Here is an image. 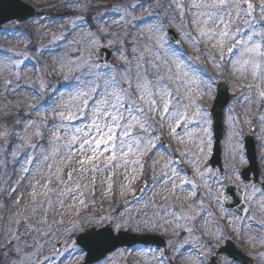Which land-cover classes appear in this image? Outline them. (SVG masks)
<instances>
[{
    "label": "snow or ice",
    "instance_id": "snow-or-ice-1",
    "mask_svg": "<svg viewBox=\"0 0 264 264\" xmlns=\"http://www.w3.org/2000/svg\"><path fill=\"white\" fill-rule=\"evenodd\" d=\"M67 6L74 7L78 15L72 18L70 13H65L61 18L67 17L73 29L80 25L86 28L89 47L75 40L69 42L67 35L72 33L61 35L58 39L74 46L75 51L58 57V67L49 66L38 83L24 85L25 77L12 72L13 79L4 81L5 90L11 89L15 94L28 87L29 94L22 102L35 100L36 103H27L26 118H13L15 125H24L20 131L10 132L7 122L0 124V142L7 144L5 147L0 143V147L5 157L11 155L17 160L24 144L28 148L38 146L27 136L29 131L41 140L45 131H51L49 142L55 147L50 153L45 151L42 159L27 156L21 166V179L39 176L31 185L32 196L35 198L43 180V195L48 197L55 190L49 187L55 176L56 186L63 187L55 205L50 197L38 202L34 199L32 211L36 212L37 205L44 208L46 204L54 213L58 208L63 217L67 207L73 218L49 220L45 209L40 219L25 222L22 232L17 213L13 218L17 227L8 228L0 237V264H64L69 250L65 248L62 252L59 245L68 243L78 253L75 264L81 261L115 264L117 255L126 257L137 253L146 264H175L178 260L185 264H235L234 252L219 249L218 244L202 238L228 240L222 225L216 222L215 213L205 203L204 193L213 197L220 207L221 219L235 229V221L226 215L225 202L232 199L227 194L229 184L226 182L235 187L245 204L259 193L260 207L264 209V180L262 187L257 188L234 165L225 169L209 163L214 109L205 101L217 99L220 85L230 72L234 81L232 87L239 92V95L234 92V103L244 106V112L243 119H238L234 108L228 106L229 141L234 136L243 137L240 123L255 134L250 115L256 117L259 131L264 133V111H261L264 109V0H124L115 5L73 0ZM101 8L106 11H98ZM109 12L114 14L110 24L105 22ZM113 27L124 31L113 32L110 30ZM106 49H111L109 56L115 53V59L101 60ZM24 55L25 59L31 58ZM22 63L11 56L0 58L3 69H17ZM206 64H210L217 75L214 76ZM53 72L59 75L48 79ZM33 112L40 114L39 121L32 119ZM3 115L10 117L12 113ZM165 132L169 143L165 142ZM261 139L264 140V136ZM235 143L242 149L241 141ZM146 163L152 172L151 198L133 195V201L142 204L144 209L153 208L152 215L141 211L133 216L127 210L132 201H125V211L80 214L77 204L88 206L86 199L81 198L88 185L80 181L89 173L111 170V175L115 176L117 170H121L120 194L124 195L125 191L141 190L132 189L131 184L146 174ZM33 164L35 172L29 167ZM42 168H47V173H42ZM197 180L201 183H196ZM10 181L11 177L8 187L15 193L20 182L13 188ZM89 182L95 196V176ZM212 184L218 186L215 192ZM185 186L189 189L188 196L180 195ZM201 187L204 192L199 191ZM107 188L112 191L111 181ZM67 197L71 198V203L65 199ZM235 203L239 204L240 199ZM92 204L95 206V200ZM19 205L20 200H16L14 206ZM244 211L252 221L247 224V230L251 232L255 226L264 232V223L254 221L251 208ZM236 220L244 223L238 215ZM210 223L215 232L211 231ZM54 227L64 228L68 240L53 243ZM170 231L176 240L161 241L155 235H167ZM25 232L35 234L31 235L34 243H28ZM253 236L264 241L262 237ZM39 237H49L45 244H52L51 255H44L45 244L39 243ZM259 255L264 258V253Z\"/></svg>",
    "mask_w": 264,
    "mask_h": 264
},
{
    "label": "rangeland",
    "instance_id": "rangeland-1",
    "mask_svg": "<svg viewBox=\"0 0 264 264\" xmlns=\"http://www.w3.org/2000/svg\"><path fill=\"white\" fill-rule=\"evenodd\" d=\"M41 12H38L35 18L28 20L24 24L21 25H14L12 23H9L6 25L1 31H0V58H3L5 56H11L13 59L22 60L23 63L20 65L19 68L13 69L9 67L8 69H3L0 67V124H3L7 122L8 130L11 132L13 130L20 131L24 125L21 124L19 126L15 125L13 122V118L17 116H23L27 117L28 113L26 111L27 109V103H36L35 100L28 101L27 103H23L24 98L29 94L30 88L25 87L20 90H18L15 94L12 92L11 89L5 90L3 84L4 81L7 79H13L12 72L16 71L19 72L22 76L25 77L23 80L24 85H32L33 81H37L39 77L43 76L46 73V70L49 66L52 67H58L57 64V58L60 56H64L65 53H71L75 51L74 46L69 45V43H66L63 40H59L58 38L61 35H67L68 33H72L71 35H67V40L69 42L75 40L78 41L83 47H89L87 40H86V28H84L83 25H80V27L73 29L71 24L68 23V18H61L64 17L65 13H70L72 15V18H75L76 15H78V11L74 7H68L67 4L72 3L73 0H25ZM75 3H85V0H74ZM124 0H96V3L101 4H118L123 3ZM65 4L64 7H59V5ZM37 5L39 7H37ZM53 5H56L57 7H53ZM37 10V11H38ZM98 11L104 12L106 9L101 8ZM50 13H56L55 15L57 17L52 16ZM139 14V13H137ZM113 13L109 12V15L105 18L106 23H111V19L113 17ZM79 23V22H77ZM65 26V27H62ZM113 32H119L123 33V28H111L110 29ZM55 34V36H53ZM107 43L106 41L104 42ZM4 49H12L11 52H4ZM111 50V49H110ZM31 57L30 59H25V55ZM95 53H93L94 55ZM111 59H115V53H111ZM208 70L212 72V74L215 76L217 75V72L215 69L212 68L210 64H206ZM34 69H38L39 71H36ZM59 73L53 72L48 75V79H54L56 76H58ZM228 85V91L230 94V101L227 104L226 108L224 109L223 113V137L221 139V167L227 168L229 165H234L236 168L240 170L241 167L246 166V158L244 154V149L240 148L239 144H236L235 141L239 140L241 141L243 145V137L245 135L251 134L254 137L255 143H256V156H257V163L258 168L260 171L259 179L262 181L264 180V140L261 139L262 136H264V133H261L259 131L260 125L258 123V120L255 116H249L248 118L252 120L253 122V128L255 129V134H253V131L249 129L247 125L244 123H240L239 127L243 131V137L234 136L233 140L230 142L228 138L229 133V124L227 122L228 117V111L227 108L229 105H231L236 114L238 116V119H243V112H244V106L240 104L234 103V92L236 95H239V92L235 89H233V78L231 76V73L229 72L225 81ZM62 83V82H61ZM213 99L209 98L205 101L206 104L210 105ZM19 105V107H14V105ZM261 111H264V109H261ZM5 112H11L12 116L6 117L3 115ZM32 119L34 121L40 120V114H37L33 112ZM51 122V121H50ZM41 128L43 129L44 126L41 125ZM51 135V131H45L44 138L41 140L40 137L32 136V132L29 131L27 133V136L32 137L33 142L38 145L33 148H28L27 144H24L22 149L18 152L17 160H14L11 155H8L7 157L3 154V148L0 147V237L3 236L4 232L8 228H16L17 225L13 222L14 216L19 213L20 214V220H21V229L23 232V224L25 222L32 223L38 219L41 218L42 212L47 209L48 219H60L63 218L65 221L72 219L73 217L70 215V210L66 207L64 210V215L61 217L59 215V209L57 208L56 212L52 210V208H49L46 204L44 208H41L37 205L36 212L32 211L33 208V201L34 199L38 201L46 200L49 197L51 198L53 205H55V202L58 198V194L60 191H63V187L59 186L57 187L55 184V176L52 177L54 183L52 185H49V187L55 188L53 192H50L48 194V197H45L43 195V183L44 181L41 180V186L37 187L36 189V196L35 198L32 196V187L31 185L35 183L36 179H39V176L35 177H29L28 179H21V166L25 164V161L27 159V156H39L42 159L43 153L45 151H48L49 153L52 151L53 147L55 145L50 144L49 137ZM165 142L169 143L167 138V133H164ZM11 139V138H10ZM213 139V137H212ZM17 144L20 143L19 140L16 141ZM4 143V142H0ZM4 146L6 147L7 144L4 143ZM173 147H175V144H172ZM188 147H194L192 144H188ZM233 148H236V153L233 152ZM26 153V155H25ZM243 155V161L241 160V154ZM63 155V152L61 153ZM233 155H235V159L233 160ZM7 164V167H4V164ZM78 167V165H74ZM32 168V171L35 172V164L29 166ZM145 170L146 174L140 176L137 180H135L131 184V188L135 189L136 186L141 183L142 181H145L147 184V187L141 194L145 199H150L151 195L149 192V189L152 185V172L148 168V164H145ZM47 168H42V173H47ZM189 173H191V169H189ZM229 175H232L231 173H228ZM95 176L96 180V187L95 192L96 195L93 196V185L89 182L91 177ZM9 177H11V186L13 188L18 187L17 182H20V186L18 187V191L15 193L11 192V188L8 187V180ZM76 177L74 176V179ZM66 179V176H65ZM232 180L235 181V176H232ZM111 181L112 182V191L109 192L107 188V183ZM80 183L87 184L88 188L85 190L84 196L81 197L83 199H86L88 206L87 207H81L79 204H77V208L81 215H85L89 212L98 213V212H121L125 211L124 204L125 201H128V198L132 195L133 192L131 191H125L124 195H121V184L122 176H121V170H117V173L115 176L111 175V170L105 171L101 174H93L89 173L88 177L81 180ZM196 183L200 184L201 182L199 180L196 181ZM209 183H212L209 181ZM230 183V182H226ZM217 185L212 184L213 191L215 192L217 190ZM259 188L258 186H256ZM6 190V191H5ZM158 190V189H157ZM200 192H204L203 187L199 189ZM249 192H251V189H249ZM180 195L182 196H188L189 195V189L187 186L180 192ZM205 195V203L211 208V210L215 213L216 216V222L220 223L224 229V234L227 238L234 240V243H236L238 246L243 248L246 251L252 252L256 256V262L257 264H264V258H261L259 253H264V241L261 239H255L253 234L255 236H259L264 238V232L260 231L259 228L253 226L251 232L247 230V224L252 223V221H249L246 217L244 219V223H241L236 220V214L233 212L227 211L226 215H229V218L235 221V229L228 225L227 220L221 219V210L218 205L214 203V199L212 196L207 195V193H204ZM9 196H11V200L9 199ZM68 203H71V198L67 197ZM221 199L223 197L221 196ZM260 195L257 193L254 200L250 201L248 204L251 208V215L254 218V221H258L261 223H264V209L260 207ZM20 200L19 207H15V201ZM95 200V206H93L92 202ZM159 198H157V203H159ZM189 203L191 200L188 201ZM127 210L133 215H137L141 211H147L149 215H152L154 209L149 207L147 209L143 208L142 204H136L135 201L132 203H129L127 206ZM201 224H203V221H201ZM210 228L212 232H215L216 229L212 224L210 223ZM199 227V226H198ZM243 228V232L242 229ZM241 232V233H240ZM52 237L51 240L53 243L57 241H66L68 240V235L66 233V230L64 228H53L52 229ZM240 233V235H238ZM26 237H28V243H34V241L31 239V235L35 234H28L23 233ZM152 234V233H149ZM167 240H176V237L171 233V231L167 234H161V233H155ZM199 234V233H198ZM235 235V236H234ZM204 240H211L213 244H218V247L223 244V241H216L215 239H212L208 236L202 237ZM49 237H39V243L45 244V241L48 240ZM236 239V240H235ZM240 241V242H239ZM67 248L69 251L65 253L67 256V259L64 260V264H75V260L79 258L78 253L72 249L71 243H68L67 245L62 244V248L60 249L62 252L64 249ZM53 251L52 244H45V247L43 249L44 255H51ZM169 255L171 253L169 252ZM187 255V253H185ZM60 257H57V261H59ZM138 261L139 264H146V261L143 257H141L138 253L133 254L131 256L121 257L117 255L115 257V264H135V262ZM82 262V261H81ZM175 264H185L183 260L175 261Z\"/></svg>",
    "mask_w": 264,
    "mask_h": 264
},
{
    "label": "water",
    "instance_id": "water-1",
    "mask_svg": "<svg viewBox=\"0 0 264 264\" xmlns=\"http://www.w3.org/2000/svg\"><path fill=\"white\" fill-rule=\"evenodd\" d=\"M35 15V10L33 7H31L29 4H27L23 0H0V29L5 25L8 21H12L14 24H19L22 22H25L28 18H32ZM109 49H106L102 56L101 60H110L109 56ZM229 102V94L227 91L226 84H221L220 88L218 90V97L217 99H213L211 106L213 107V148H212V156L209 161L214 167H220V147L219 142L222 137V116H223V109ZM244 148H245V155L248 162V166L246 168H243L241 172L247 176L248 180L251 181L249 178V174L252 173L253 175V181L257 183V165L255 160V150L253 145L252 137L247 135L244 137ZM145 183H141L136 189H141L140 191H137L133 193V195H136L139 197L141 192L144 189ZM261 185V184H260ZM262 187V185H261ZM227 194L232 197V199L228 202H225V208L234 210L240 217H242L245 214L244 209L247 208L245 205L243 198L239 197L238 192L236 191L235 187L232 185H229V188L227 189ZM133 195L129 199V201H133ZM240 199V203L237 204L235 201L237 199ZM159 240L164 241L161 237L156 236ZM164 247V245H161ZM62 247V244L59 245V248ZM227 248L229 251H232L236 255V262H239L241 264H244V262H248L245 255L242 251L235 248L233 243L229 240L227 242L225 241V245L221 247L220 249ZM84 264V261L81 263Z\"/></svg>",
    "mask_w": 264,
    "mask_h": 264
},
{
    "label": "flooded vegetation",
    "instance_id": "flooded-vegetation-1",
    "mask_svg": "<svg viewBox=\"0 0 264 264\" xmlns=\"http://www.w3.org/2000/svg\"><path fill=\"white\" fill-rule=\"evenodd\" d=\"M246 254L248 255V257H250L252 264L256 263V259H255L256 256L254 254H252V252H248Z\"/></svg>",
    "mask_w": 264,
    "mask_h": 264
}]
</instances>
